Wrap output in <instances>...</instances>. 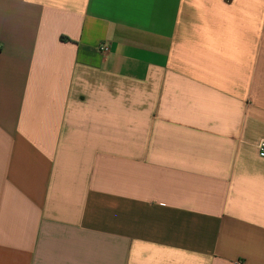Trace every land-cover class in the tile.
<instances>
[{"label": "crops", "instance_id": "obj_1", "mask_svg": "<svg viewBox=\"0 0 264 264\" xmlns=\"http://www.w3.org/2000/svg\"><path fill=\"white\" fill-rule=\"evenodd\" d=\"M262 139L264 0H0V264H264Z\"/></svg>", "mask_w": 264, "mask_h": 264}, {"label": "built area", "instance_id": "obj_2", "mask_svg": "<svg viewBox=\"0 0 264 264\" xmlns=\"http://www.w3.org/2000/svg\"><path fill=\"white\" fill-rule=\"evenodd\" d=\"M108 49H109L108 45H106V44H103V45H102V50H108ZM258 149H259V155H260L261 157H264V139H262V140L259 142V144H258Z\"/></svg>", "mask_w": 264, "mask_h": 264}]
</instances>
